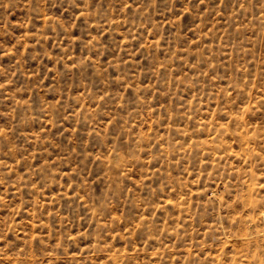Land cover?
<instances>
[{
  "label": "rangeland",
  "instance_id": "rangeland-1",
  "mask_svg": "<svg viewBox=\"0 0 264 264\" xmlns=\"http://www.w3.org/2000/svg\"><path fill=\"white\" fill-rule=\"evenodd\" d=\"M0 264H264V0H0Z\"/></svg>",
  "mask_w": 264,
  "mask_h": 264
}]
</instances>
